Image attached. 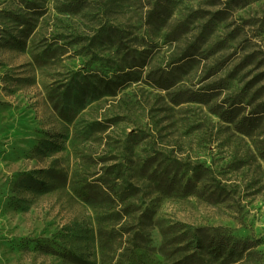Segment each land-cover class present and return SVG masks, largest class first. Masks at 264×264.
<instances>
[{"label": "rangeland", "instance_id": "1", "mask_svg": "<svg viewBox=\"0 0 264 264\" xmlns=\"http://www.w3.org/2000/svg\"><path fill=\"white\" fill-rule=\"evenodd\" d=\"M128 53L142 76L169 73V93L83 97L77 76ZM209 86L208 102L172 101ZM232 101L262 113L251 136L218 115ZM261 104L264 0H0V264H174L170 232L196 228L258 241L245 264L262 262Z\"/></svg>", "mask_w": 264, "mask_h": 264}, {"label": "trees", "instance_id": "2", "mask_svg": "<svg viewBox=\"0 0 264 264\" xmlns=\"http://www.w3.org/2000/svg\"><path fill=\"white\" fill-rule=\"evenodd\" d=\"M110 29L113 30V28ZM113 31L114 32L111 33H113L118 43H120L118 31ZM194 52H196V48L187 46L180 57L177 58L176 62L180 63L177 69H183L189 61H194ZM126 55H124L121 61L115 64L114 68H111L109 71L77 76L79 77V81L76 80L75 83L79 85L78 91L83 93V97L86 96L88 98L98 99L103 96H114L126 86L139 81L157 90L167 91L168 93L175 85V80L169 76V73L159 68H155V70L149 71L142 76L144 67L147 64L145 58L141 55L135 57L133 54L129 53ZM32 61L38 66L45 62L41 58V54L33 55ZM212 89L213 88L209 86L202 89L204 92L199 90L191 92V94H187L183 91L173 93L172 101L176 105L184 102L201 101L202 99L208 102V97L212 95L211 93H207V91ZM184 95L188 97L182 100L181 97ZM235 102L236 101H232L223 110H217V113L222 121L232 125L233 131L249 137L258 130L262 124L263 115L259 113V110L243 113V109L239 106V103L236 104ZM259 107L264 109V104L258 105L257 109H259ZM198 171L199 175L201 172L207 170L198 166ZM167 178L168 176H161L160 174L151 176L152 180H157L156 182H162L169 188H173L174 182H172V180H166ZM189 187L191 186L188 184L185 185L184 188ZM86 190L87 191L82 194L84 199L92 200L98 195L97 190L92 186L87 185ZM211 194L214 193L212 192ZM99 195L101 196V200L102 198L105 200L106 196L104 195V190L99 189ZM170 233H174L176 236L167 241H177L181 243V246H177L178 250L185 252L174 264H245L246 262L254 261L255 257L258 255L256 250L258 241L255 240H249L247 238L237 239L231 235H212L202 228L184 231L177 230ZM258 264H264V259Z\"/></svg>", "mask_w": 264, "mask_h": 264}]
</instances>
